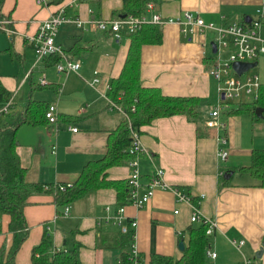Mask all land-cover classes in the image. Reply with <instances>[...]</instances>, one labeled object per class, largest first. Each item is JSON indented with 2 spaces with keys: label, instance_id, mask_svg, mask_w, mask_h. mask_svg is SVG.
Instances as JSON below:
<instances>
[{
  "label": "crops",
  "instance_id": "1",
  "mask_svg": "<svg viewBox=\"0 0 264 264\" xmlns=\"http://www.w3.org/2000/svg\"><path fill=\"white\" fill-rule=\"evenodd\" d=\"M145 2H152L161 16L176 17L191 11L216 26L247 23L256 10L264 15V0ZM59 7L65 17L82 21L111 19L122 13L121 0H49L42 5L35 0L0 2V17L8 19L6 27L11 31L0 29V85L11 93L8 112L30 101L31 105L52 104L58 116L55 126L43 122L20 125L16 131L15 150L25 168L24 179L41 184L73 183L86 162L102 157L123 117L109 105L106 92L109 80L122 68L130 36L116 40L87 24L80 28L72 22L61 23L54 41L67 56L79 61V67L74 72L56 73V60H36L29 38L36 33L38 23ZM158 28L159 42L140 45L141 86L155 88L165 96L194 98L199 103L194 119L174 114L138 127L145 150L139 161L140 180L146 182L154 168L160 167L166 183L178 186L193 200L200 194L203 199L175 201L169 191L156 188L142 207L124 205L119 225L113 216L125 203L112 187L89 191L65 204L56 202L52 192H32L22 208L27 234L13 256L14 264H31V250L42 233L50 242L49 252L76 248L80 264H115L121 251H129L128 246L119 249L113 245L114 237L125 227L134 233L129 242L140 261L147 262L152 253L178 258V241L182 240L184 247L188 228L199 224L189 222L191 207L216 223L212 233L206 235V248L215 256H205L204 264H236L242 259L264 264V187L237 170L248 164L252 149L264 148V118H251L247 111L250 105L243 104L250 102L249 98L234 100L229 110L221 112L228 154L225 161H218L215 131L203 125L209 109L201 110L204 104H211V108L216 102L215 82L207 74L217 57L210 49L214 34L210 30L183 34L175 24ZM258 33L264 39V21ZM255 61V74L264 85V53ZM41 77L44 84H39ZM1 118L0 125L5 115ZM68 127H75V132ZM227 172L230 175L224 179ZM127 174L124 160L106 168L104 179L123 183ZM65 205L68 210L63 215ZM132 219L135 228L128 226ZM12 231L8 216H0V247L9 245ZM231 240L242 244L236 247Z\"/></svg>",
  "mask_w": 264,
  "mask_h": 264
},
{
  "label": "trees",
  "instance_id": "2",
  "mask_svg": "<svg viewBox=\"0 0 264 264\" xmlns=\"http://www.w3.org/2000/svg\"><path fill=\"white\" fill-rule=\"evenodd\" d=\"M121 1L122 13L120 16L138 15L145 3V0ZM129 36V48L122 68L116 77L109 80L106 92L107 98L118 106L125 116L123 115L116 129L112 131L114 137L106 144L102 157L86 162L75 181L64 191L57 190L54 184L27 182L24 179L25 168L21 166L15 150L18 127L24 124L45 123L44 112L48 103L31 105L32 103L29 101L19 109L12 112L7 111L3 114L5 115V121L0 125V216H8V225L13 231L9 245L0 247V264H14L13 256L27 234L22 208L26 204V198L30 193L44 190L43 185H47L48 187L44 191L52 192L56 202L65 204L89 191L101 187H112L117 191L118 197L123 200L122 203H126L128 192L125 181L123 183L120 181H107L104 179V171L109 166L120 164L129 158L126 153L129 144L127 124L129 123L132 128L138 129L139 126L148 124L157 117L184 114L188 118L194 119L197 114L196 105L199 103L197 99L165 96L155 88H145L140 84V45L159 42L160 32L158 26L145 25ZM47 57L54 58V61L59 59L57 54ZM10 96L11 93L0 85V106L7 102ZM239 104L242 105V103ZM243 104L250 105L247 111L252 119H257L256 117L264 118V110L260 112V116H257L254 112L256 107L264 109V85L259 83L255 98ZM8 107H11L10 103ZM131 107H133V110H131ZM56 123H58V116ZM237 170L247 173L257 181L259 187H264V148L252 149L248 164L239 166ZM192 201L195 202L196 199L191 198ZM204 229L205 225L203 223L188 228L187 242L178 258L152 253L147 262L139 261V264H204V252L207 244ZM130 233L131 230L126 228L125 231L114 237L113 245L119 249H126L127 246L129 248ZM262 243L264 244V235ZM49 246L50 242L47 236L42 233L40 242L31 250V264H80L76 248L49 252ZM127 253L126 250L121 251L119 258L126 261Z\"/></svg>",
  "mask_w": 264,
  "mask_h": 264
},
{
  "label": "built area",
  "instance_id": "3",
  "mask_svg": "<svg viewBox=\"0 0 264 264\" xmlns=\"http://www.w3.org/2000/svg\"><path fill=\"white\" fill-rule=\"evenodd\" d=\"M38 5H42L49 0H35ZM254 18L249 19L247 24L231 23L224 26H216L211 22H204L197 13L191 11H183L176 17H164L158 12L154 11V4L152 2H145L142 11L138 15H122L115 16L111 19L90 18L82 21L78 18H67L63 14V9L59 7L56 11L50 14L47 18L41 20L36 29V33L29 38L30 44L35 52L36 60L57 54L58 61L54 63L56 73H66L69 71H76L79 67V61L67 56L62 48L55 43L54 36L61 23L72 22L75 26L83 28V24L92 26L94 29L110 35L112 38L118 40L122 36H128L140 30L145 25H163L175 24L179 26L183 34L194 35L206 30L213 32V44L215 46V54L217 57L208 66L207 74L215 82L216 102L207 112L203 125L205 128H211L215 131L216 140V157L218 161L223 162L227 158L228 149L226 146V123L220 119V113L230 109V102L240 100L241 98L254 99L256 96V89L259 81L256 74H248L247 71L236 75L231 64L238 62L255 61L260 55L264 53V39L260 37L258 29L260 24L264 21V15L260 10H256ZM9 23L8 19L0 17V29L6 32H11L6 27ZM230 48V49H229ZM228 50V56L223 61L220 59L219 53L222 50ZM96 81V80H94ZM43 77L39 78V84H44ZM111 107L117 109L124 115L123 111L116 106L112 101L108 100ZM9 101L0 106V115L8 111ZM133 110V107H131ZM125 116V115H124ZM46 122L50 125L56 123L57 113L52 104H48L44 112ZM129 134V144L126 148V153L129 158L126 161L128 167V174L125 178L127 187V200L125 204L119 205L113 218L116 224L121 223L124 205H131L140 208L145 205L153 194L156 188L169 191L175 201L191 203V197L178 186L170 185L163 179V169L160 167L154 168L153 172L148 176L146 182L142 183L140 178L139 161L141 156L145 153L144 147L140 142V132L127 124ZM70 131L75 132V127H68ZM54 147H51L53 151ZM59 191H64L71 186V183H54ZM47 185H43V189H47ZM203 195H198L197 201L203 199ZM189 222H199L205 225L204 234L209 235L216 227L214 219L201 216L196 207H191ZM68 210V205H65L62 214L65 215ZM174 213L177 210L173 211ZM128 226L136 227V221L132 219ZM126 227L122 229L125 231ZM134 233H130L132 240ZM231 243L239 247L242 241ZM205 256L213 258L215 253L209 249H205ZM139 258L135 251L132 242L129 243V251L127 253V260L123 261L117 258L115 264H139ZM236 264H253L249 259H242Z\"/></svg>",
  "mask_w": 264,
  "mask_h": 264
},
{
  "label": "water",
  "instance_id": "4",
  "mask_svg": "<svg viewBox=\"0 0 264 264\" xmlns=\"http://www.w3.org/2000/svg\"><path fill=\"white\" fill-rule=\"evenodd\" d=\"M210 49L211 52H215V46L214 44L210 43ZM254 66H256V61H251V62H238L235 61L231 64V67L233 69V71L235 72L236 75H240L241 73L253 68ZM264 110L263 108L260 107H256L254 109V112L257 116H260V112ZM230 175V172H227L223 175L224 179H227L228 176ZM177 248L181 251L183 249V244H182V240H179L177 243Z\"/></svg>",
  "mask_w": 264,
  "mask_h": 264
},
{
  "label": "rangeland",
  "instance_id": "5",
  "mask_svg": "<svg viewBox=\"0 0 264 264\" xmlns=\"http://www.w3.org/2000/svg\"><path fill=\"white\" fill-rule=\"evenodd\" d=\"M221 54V56H220V59L221 60H225L226 58H227V56H228V51H227V49H225V50H222V52L220 53ZM255 72H256V66H254L253 68H251V69H249V70H247V73L248 74H255ZM109 100V99H108ZM232 102L233 101H231L230 102V106L232 105ZM215 103V102H214ZM214 103L212 104V105H214ZM9 106V105H8ZM210 106H211V104H204L203 105V107L201 108V110H204V109H206V108H208V109H210ZM9 108V107H8ZM0 120H2V118L0 119ZM25 125V124H24ZM22 126V125H21ZM25 126H27V125H25ZM53 126V125H52ZM126 161H127V159L125 160V163H126ZM245 173V172H244ZM247 174V173H246ZM246 176H249L248 174L246 175ZM45 190V189H44Z\"/></svg>",
  "mask_w": 264,
  "mask_h": 264
}]
</instances>
